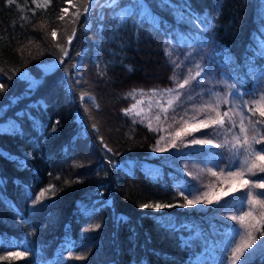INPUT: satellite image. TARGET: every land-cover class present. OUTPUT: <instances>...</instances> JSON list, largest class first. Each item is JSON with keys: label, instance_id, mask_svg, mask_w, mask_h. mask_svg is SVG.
<instances>
[{"label": "trees", "instance_id": "trees-1", "mask_svg": "<svg viewBox=\"0 0 264 264\" xmlns=\"http://www.w3.org/2000/svg\"><path fill=\"white\" fill-rule=\"evenodd\" d=\"M44 3L0 0V264H228L243 180L264 177L228 175L240 160L230 151L237 113L245 124L264 119L253 103L264 89V0H94L74 25L85 0ZM196 65L201 76L177 89ZM176 91L166 118L164 102L125 114L138 99ZM226 111L234 128L227 117L212 123ZM185 196L200 200L182 207ZM245 255L264 264V247Z\"/></svg>", "mask_w": 264, "mask_h": 264}, {"label": "snow or ice", "instance_id": "snow-or-ice-1", "mask_svg": "<svg viewBox=\"0 0 264 264\" xmlns=\"http://www.w3.org/2000/svg\"><path fill=\"white\" fill-rule=\"evenodd\" d=\"M94 2V0H85V3L82 5V12H81V6H76L77 7V11L74 12L72 14V19L70 20L71 24H75L76 20H79L80 16L82 14H86L89 12L90 8H91V4ZM50 3V0H45L44 7H47V5ZM117 5V0H108V6L112 7V6H116ZM40 6V5H38ZM63 12H67L66 9L62 10ZM60 19H64V16L62 15L61 17H59ZM127 17L125 15H121L119 17L120 21H124ZM76 34V28L73 27L72 28V35L68 36V43L70 44L73 36H75ZM51 35L55 38L57 33L55 30H53L51 32ZM57 47L60 48L61 52L63 53V55H68V49L66 46L64 45H57ZM167 54V53H166ZM173 63H175L173 61ZM176 67H179V64L176 65ZM197 67V71L195 72V75H192L191 70H189V73L187 76H185V78L183 79V81L181 83L177 84V89H183L186 86L190 85V83L194 80H196L197 77H200L203 69L200 67V65H196ZM171 79V78H170ZM261 79H264V73L261 74ZM3 85H0V89H3ZM231 89H235V85H230L229 86ZM137 90H133L132 92H130L128 95H132L134 96ZM153 94H155V90H152ZM163 91H167V92H173L174 89H166ZM180 95L181 93L179 91H176L175 96L172 99H169L167 101V107L164 106H160L161 107V111L165 113V118H166V114L168 111V108H173L175 105V102L178 101L180 99ZM189 99H191V97H189ZM224 104H228L229 100L227 98V96L224 97L223 101ZM137 103H142V101H137ZM253 103H255L257 105V107L255 108V111L259 112L260 117H264V89H261L260 91V96L258 100H254ZM98 106V105H97ZM243 106L244 107H248V102H243ZM219 107V104H217V108ZM233 107H238V105L235 104V102H233ZM136 108V105H132L131 108L129 109H125V114H132L133 109ZM142 111V110H141ZM249 111H252L251 108H249ZM137 116L140 115V112H136L135 113ZM237 115L240 116V124H239V133H234L233 134V140L235 141L234 143L231 144L230 147V151H232L234 153L235 156L240 157L239 160V165H238V169L236 172H232L231 166H229V172L228 175L229 176H233L236 178H242L244 176V174L247 172L250 175H255L256 172H261L264 173V147L260 148L259 150H257L254 147V144H259L261 142V139H264V136H260L259 133L261 132L260 128H257V125H264V119H258L255 122H253L250 118H248V123L245 124V114L240 111L237 113ZM225 117L228 118L229 123L232 124V127L234 128L236 126L235 121L232 120L230 113L228 111L224 112L222 116L218 115V118L216 120H213L212 123L214 125H220L221 127L224 126L225 123ZM156 119L159 120L160 116L157 115ZM58 123V122H57ZM185 123L187 124V121H185ZM201 126L202 127H209V124L201 122ZM149 127H151V123L149 122ZM251 129L252 135L251 137H249V130ZM55 127L53 128V131H55ZM198 128H192L191 131H198ZM232 129L229 128L227 129V131H231ZM184 131V134H190L187 130H182ZM181 135V131H177L176 136L179 137ZM173 143H175V141H173ZM191 143L193 144H210L212 143L211 140H201V139H193L191 141ZM225 145L229 144V141L226 139L224 142ZM224 145H217V147H222ZM161 149H157V151H160ZM259 163H258V162ZM211 171V170H209ZM224 170L221 169V172H223ZM212 175L215 176L216 173L212 172ZM57 179H59V177H57ZM261 182L259 183H252L249 185V182L247 180H243L242 183V187L247 185L248 186V190L245 193V197L241 199V208L240 211L243 213L242 215L239 216H232L231 219L238 221L240 228L239 229H234L233 233H232V241L230 244V248H231V256L228 260V264H237V262H239V264H246L247 261V257H246V252L248 249H252L253 245H257L260 247H264V239H258L255 235L254 232H258L260 237H264V230H261L260 228V224L264 223V211H261L260 213V220H257L255 223L253 224H249L246 222V219L248 217H251L253 214V211L256 209V206H259L260 209H264V191L262 192H254V189H264V177L260 178ZM54 189V185H49L47 190H42L41 193L39 194V196L37 197V200L33 201V203H37L40 200V197H43L45 195V191H52ZM235 190V189H234ZM181 195L184 194L183 190L180 193ZM204 196H207L208 194L205 192L203 194ZM185 199L187 200V196H185ZM245 199L246 202L249 206V211L244 212L243 211V205L245 203ZM200 198L199 197H195L194 199L191 200H187V205H181L182 207L184 206H188V205H192L195 204L197 202H199ZM207 203H212L211 200H207ZM141 207L144 208H148V207H153V205H149V204H144L141 205ZM156 208H160V207H170V205H160V204H156L155 205ZM95 227H99V225H96ZM92 229H85V231H89ZM236 237H239V240H236ZM82 258V257H77ZM243 258V259H242ZM221 264H223V261H221Z\"/></svg>", "mask_w": 264, "mask_h": 264}, {"label": "rangeland", "instance_id": "rangeland-1", "mask_svg": "<svg viewBox=\"0 0 264 264\" xmlns=\"http://www.w3.org/2000/svg\"><path fill=\"white\" fill-rule=\"evenodd\" d=\"M51 66H52L51 64L47 65V67H49V68ZM24 76L29 80H33V78L27 73H25ZM168 99H169L168 96H165V97H163V100H161L160 97H158L157 95L153 99H147V98L138 99L132 104V105H134V104L136 105V108L133 109V112L134 113H136V112L144 113L150 104H162L164 102V105H165L167 103ZM137 101H142V103L138 104ZM132 105H131V107H132Z\"/></svg>", "mask_w": 264, "mask_h": 264}]
</instances>
